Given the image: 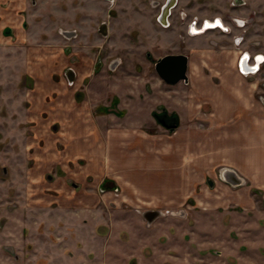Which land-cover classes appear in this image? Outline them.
<instances>
[{
	"label": "rangeland",
	"instance_id": "374dc122",
	"mask_svg": "<svg viewBox=\"0 0 264 264\" xmlns=\"http://www.w3.org/2000/svg\"><path fill=\"white\" fill-rule=\"evenodd\" d=\"M152 1L0 0V264H264V187L238 175L241 181L234 183L222 167L215 175L224 183L207 173L204 190H165L160 153L164 135L176 131L157 115L180 125V97L191 84L170 85L154 72L169 52L237 57L238 36L264 52V0H179L171 28L153 19L151 60L124 61L140 74L116 71L114 59L104 73L108 39L98 40L99 24L108 23L105 46L115 49L112 41L120 45L128 24L149 25L151 16L142 14L148 15ZM197 17L233 26L227 24L230 33L193 37L188 24ZM78 21L89 25L90 40L71 39L82 32ZM248 82L264 105V66ZM203 113L197 125L211 129L210 108ZM117 127L156 139L134 143L127 153L146 164L125 170L113 159L103 173V136ZM146 144L152 146L147 153ZM121 175L139 186L122 185ZM90 189L96 195L87 196ZM88 198L105 201L89 207ZM82 220L102 221L97 232L103 237L78 230Z\"/></svg>",
	"mask_w": 264,
	"mask_h": 264
},
{
	"label": "crops",
	"instance_id": "0c3cea01",
	"mask_svg": "<svg viewBox=\"0 0 264 264\" xmlns=\"http://www.w3.org/2000/svg\"><path fill=\"white\" fill-rule=\"evenodd\" d=\"M190 68L188 84H191V88L186 89L183 92L185 95L180 97V125L175 129V134L163 137L160 159L163 160L165 190H204L207 173L217 182L219 180L224 183L222 176L218 178L215 175L222 167L235 172L240 178L251 180L257 187H264V105L256 99L254 88L247 77L241 74L237 57L214 52L209 54V51L204 50L200 56H193ZM206 69H210V74ZM208 107L211 113L207 121L213 125L206 130L199 127L197 122L205 120L203 112ZM137 131L138 129L126 130L128 133H125L122 127H117L103 136V144L108 147V154L103 157V173L111 166L113 159L119 168L125 170H131L133 166L139 167V163L146 164L140 160L138 162L137 158H132L127 153L136 149L132 144L154 143L156 137L140 135ZM151 149L152 146L146 144L142 152L147 153ZM111 153L117 159L111 157ZM223 173L225 175L226 171ZM120 178L124 181L122 185L139 186L136 179H124L123 175ZM87 191V196L96 195L95 190L90 189L89 193ZM86 200L89 207L99 205L100 208L105 201L102 203L100 199L92 198ZM73 213L78 216L81 214L77 210H73ZM77 222V229L88 232L89 237H103L97 232V226L102 221Z\"/></svg>",
	"mask_w": 264,
	"mask_h": 264
},
{
	"label": "flooded vegetation",
	"instance_id": "af4514ba",
	"mask_svg": "<svg viewBox=\"0 0 264 264\" xmlns=\"http://www.w3.org/2000/svg\"><path fill=\"white\" fill-rule=\"evenodd\" d=\"M110 1V0H109ZM14 3H16L14 1ZM12 4V2H11ZM179 4V0H166L165 2L161 3V2H157V1H152L151 2V11L148 12V15H146L145 13L142 14V16H151L150 17V23L149 25H145L144 22H142V26L140 25V22H131V28H127L126 31L123 34H121L120 38L122 37V39H120V45L116 43V41H112L115 43V45L113 44V46H115V49H109L108 46H105V43L109 42L111 40L110 37V29L108 26L107 22H102L99 24L96 32L99 36L98 40H103L104 39H108L106 41L103 42V72L107 73L108 71V67L106 66L108 64V62L111 60L118 62L119 64H117L115 70L119 71L121 70V72L123 74H127L128 75H135L136 74H140L139 71L134 70L131 66V70L129 68H125L124 65V61L128 58L136 59L142 63L147 62L148 60H151L152 54L151 52H149L152 48L151 47H155L156 43H155V35L154 33L151 32L155 30V25L153 22V19L155 17V21L158 23V25L163 28V29H169L172 26V19H173V14H174V9L178 6ZM76 8V7H75ZM10 13H7L5 16V20L11 22V17H10ZM85 16H89V14L85 15ZM85 20H89V24L91 25V22H93V18L92 17H88ZM212 21L214 20L213 23L207 25L206 21ZM220 20V21H219ZM232 21L236 22V26L239 28H244L247 25L246 21L243 20H238L233 18ZM24 25L25 23V18L23 21ZM227 24H229L230 26H233V23L230 22H226V20H223L222 18L219 17H215L213 19H199V17H197L196 19H194L193 21L190 22V24H188V33L190 36H200L203 35L209 31H215V30H220V32L223 33H230L229 31V26H227ZM78 29H80V34L79 32L77 34H75L73 37H71V39H75L76 42H80L84 39H89L91 38L90 35V27L88 24H86V21H78L75 22L74 24ZM134 27V28H133ZM132 31H136V35L137 37H134L131 35ZM147 35V36H144ZM153 36V37H152ZM145 38L147 39V41H145ZM233 43L236 45H239L238 48V68L241 72V74L245 77L250 78L251 76H255L257 74H259L264 66V52H261L260 50H256L253 51V49L250 48V46H248V41L244 38V36L240 37H234L233 38ZM80 45H83L80 43ZM129 45H133V48H129ZM246 46V47H245ZM87 47L90 48L91 45L87 44ZM136 48V49H135ZM142 49V50H141ZM150 49V50H148ZM170 54H175V55H185L188 59L187 62V76H188V81L185 80H181L180 82H183L185 84H188L190 81V74H191V68H190V64H191V60L193 58V56L191 57L190 55L186 54V53H165L162 57H160L157 61H159L161 58H163L166 55H170ZM119 57V58H117ZM245 61V62H244ZM106 63V64H104ZM157 63V62H156ZM156 63H155V68H154V72L155 74L161 79L163 80L159 74L157 73L156 70ZM146 64V63H145ZM244 64V66H243ZM135 68V67H134ZM144 68V66H143ZM72 73H74L73 70H70L68 72L69 75V79L71 80ZM75 76V75H74ZM165 83L170 84V85H175V84H171L166 82L165 80H163ZM158 120L160 121L161 119H164L165 121H167V124L170 126V128H172L171 126L174 123L173 119H169L168 115L166 114H162V115H157ZM176 119V118H174ZM177 120V119H176ZM161 122V121H160ZM178 127V125L174 128L176 129ZM169 128V127H168ZM230 171V170H229ZM229 171H226V173H228ZM223 173V176H226L227 174ZM230 173V172H229Z\"/></svg>",
	"mask_w": 264,
	"mask_h": 264
},
{
	"label": "water",
	"instance_id": "95a60500",
	"mask_svg": "<svg viewBox=\"0 0 264 264\" xmlns=\"http://www.w3.org/2000/svg\"><path fill=\"white\" fill-rule=\"evenodd\" d=\"M187 62L188 59L185 55H166L159 61H157L156 70L159 76L168 83L175 84L181 80L188 81V76L186 74ZM172 119L174 120V123L171 127L175 128L178 125V122L176 119ZM160 121L164 126L170 128V126L167 124V121H165L164 119H161ZM227 175V179L234 183H238L241 181V179L233 171H230V173H228ZM151 215H155V213L151 212Z\"/></svg>",
	"mask_w": 264,
	"mask_h": 264
},
{
	"label": "bare ground",
	"instance_id": "6f19581e",
	"mask_svg": "<svg viewBox=\"0 0 264 264\" xmlns=\"http://www.w3.org/2000/svg\"><path fill=\"white\" fill-rule=\"evenodd\" d=\"M207 25H209V24H207ZM245 62V61H244ZM243 66H244V64H243Z\"/></svg>",
	"mask_w": 264,
	"mask_h": 264
}]
</instances>
